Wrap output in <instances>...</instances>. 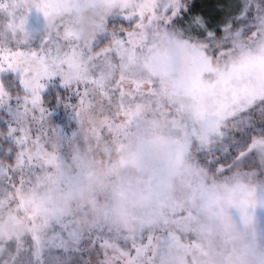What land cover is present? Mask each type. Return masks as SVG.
I'll use <instances>...</instances> for the list:
<instances>
[{"label": "snow or ice", "instance_id": "snow-or-ice-1", "mask_svg": "<svg viewBox=\"0 0 264 264\" xmlns=\"http://www.w3.org/2000/svg\"><path fill=\"white\" fill-rule=\"evenodd\" d=\"M100 2L107 7L97 13L91 37L81 40L61 27L53 56L51 35L42 34L34 44L33 32L18 19L17 0H0V109L9 110L0 130L4 193L23 203L22 189L49 176L50 169H61L43 98L46 84L53 81L74 89L80 129L87 127L97 140L133 123L139 132L140 118L148 115L154 125L164 122L179 130L174 140L178 158L191 156L204 175L241 169L251 178H264V0H254L239 23L223 29L193 11L195 0ZM243 7L237 3V14ZM61 40L73 57L87 56V74L80 72L78 61L74 72H65L72 64L61 58ZM27 57L40 65L32 76L18 70ZM138 59L147 77L128 74ZM178 96L193 103L177 104ZM208 101L214 105L211 113ZM167 238L117 233L116 240L103 244L106 264H136L141 250Z\"/></svg>", "mask_w": 264, "mask_h": 264}, {"label": "clouds", "instance_id": "clouds-1", "mask_svg": "<svg viewBox=\"0 0 264 264\" xmlns=\"http://www.w3.org/2000/svg\"><path fill=\"white\" fill-rule=\"evenodd\" d=\"M106 7L100 0L95 6L93 0H19L17 14L25 24L29 18L39 19L42 34L52 37L55 56L58 29L70 28L81 40L89 39L96 31L97 13ZM20 39H24L23 28ZM60 46L61 58H70L72 64L65 66V72H74L73 62L78 61L80 72L87 74V56L73 57L62 40ZM18 70H27L32 76L40 65L27 57ZM128 74L149 75L139 59ZM174 99L185 106L193 103L185 96ZM207 105L209 113L214 111L211 101ZM139 123V132L133 123L101 147L104 159L85 154L81 179L86 186L103 183L109 187L104 200L74 212L73 199L60 189V172L53 173L38 186L20 191L24 206L14 197L0 199V241L25 236L39 239L51 222L70 218L84 232L104 225L120 234L168 237L164 244L141 250L136 264H264V241L257 238L255 222L258 210L264 207L260 191L264 178H251L241 169L223 176L204 175L191 156L178 158L174 143L180 135L178 129L164 122L154 125L148 115ZM83 130L90 134L87 127ZM125 177L134 178L131 185L121 182ZM178 217L185 218L174 223Z\"/></svg>", "mask_w": 264, "mask_h": 264}, {"label": "rangeland", "instance_id": "rangeland-1", "mask_svg": "<svg viewBox=\"0 0 264 264\" xmlns=\"http://www.w3.org/2000/svg\"><path fill=\"white\" fill-rule=\"evenodd\" d=\"M230 1L232 2L233 0ZM18 2L19 0H17V3ZM18 19L22 20L20 16H18ZM112 19L115 20L116 17L113 16ZM27 28L29 31L33 32L32 42L34 44H38L39 38L42 35L39 19L34 17L29 18L27 21ZM58 87H63L58 81L47 83L43 95L51 90H56ZM65 89L68 91L71 90L73 96L69 97V99L64 101V103L59 101V105H57V107L44 106L48 111V127L49 129L55 130L53 142L58 148V156L62 161V166L59 171L62 177L60 189L66 196L73 199V211L79 213L84 210L87 204L94 205L97 201L104 200L110 193V188L105 186L103 183H97L94 186H86L81 177L83 174L82 170L84 168L83 160L85 154L91 153V157L93 159H104V153H101L100 149L106 142L111 140L112 136L105 134L103 139L97 140L93 135L86 134L83 129H80L76 114L73 110L75 104L77 103L74 89ZM0 113L9 114V110L7 108H3L0 109ZM91 137H93L94 141ZM56 172H58L56 169H50L48 175H52ZM133 180V177H125L121 182L131 185ZM34 185L38 186V183H34ZM260 191L262 195H264V185L260 186ZM22 205H25V201H23ZM236 219L238 220V217H236ZM255 222L257 238L264 241V207H261L258 210ZM80 232L84 231L77 229L70 218H63L59 221L51 222L43 236L39 239H35L40 243L36 249H40L41 252H45L46 254H43L44 257H47L50 260L53 259V264H60L62 261L60 257L63 252L68 251L70 247H74V242H72V240L64 241V246H60L56 244L55 241L61 237L60 234L62 233L70 235L73 239H77L81 236ZM84 233L82 235L85 237V242L88 246L91 244L92 249L96 250V263L106 264V255L103 244L105 241L116 240L117 233L110 235L93 233L92 231ZM29 237L33 238L32 236H25L19 240L14 239L0 241V264H5L9 261L11 251H15L14 243H20V245L17 244L18 246L16 251L20 252L25 250L26 247H24V244L25 241L27 242V240L30 239ZM51 245L53 246V250L50 251L48 248L50 249ZM32 251L37 261L39 259L41 260L40 251ZM73 253H69V256L74 255L76 257ZM70 258L72 259L73 257ZM78 258L79 257H77L76 264H81V260Z\"/></svg>", "mask_w": 264, "mask_h": 264}, {"label": "trees", "instance_id": "trees-1", "mask_svg": "<svg viewBox=\"0 0 264 264\" xmlns=\"http://www.w3.org/2000/svg\"><path fill=\"white\" fill-rule=\"evenodd\" d=\"M238 2L242 3L244 6L243 11L239 14H237L236 12V5ZM252 3H254V0H233L232 2L230 0H195V7L193 11L203 16L209 24L220 26L223 29L225 25L231 26L233 23H239L240 19L244 18V13L248 12L249 10L248 5ZM56 90H51L50 92L44 93L43 98H44L45 106L57 107V105H59V101H61V103L62 102L64 103V101H67L69 97L73 96L71 90L68 91L63 87H58ZM8 120H9L8 113H0V130H3L5 126V122ZM91 138L93 140V137ZM101 142H106V141H101ZM32 185H34V183L27 187H32ZM5 191H6V186H0V199L7 196V193H4ZM21 199L22 201H24L23 198ZM22 204L23 203H21V206H23ZM92 232L100 233V234L102 233L107 235L116 233L104 225L98 226L96 229L92 230ZM80 233L81 236L78 237L77 239L76 238L73 239L70 235L62 233L60 234L61 237H59V239L55 241V243L60 246H64L65 244L64 241L72 240V242H74V247H70V249L66 252L62 251L63 254L60 257L62 261L60 264H76L77 257L80 258L81 264H98L95 261L96 250L92 249L91 244L90 246H88V244L85 242V237H84L85 233L84 232H80ZM83 233L84 235H82ZM29 238L30 239H28L27 242L25 241L24 247L26 248L23 251L20 252L16 251L17 246L20 245V243L17 242L14 243L15 251L13 250L11 251L10 259L5 264H53V259L50 260L49 258L44 257L43 254L46 253L41 252L40 249H36L40 243L31 237ZM31 249L40 251L39 253L41 254V260L39 259L37 261ZM48 250L50 251L53 250V246L51 245L50 249L48 248ZM69 253L75 254L76 257L74 255L69 256ZM70 257L73 258L71 259Z\"/></svg>", "mask_w": 264, "mask_h": 264}]
</instances>
